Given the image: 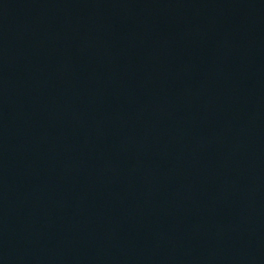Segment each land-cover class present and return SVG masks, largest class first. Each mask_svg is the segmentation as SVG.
Segmentation results:
<instances>
[{"label":"water","instance_id":"obj_1","mask_svg":"<svg viewBox=\"0 0 264 264\" xmlns=\"http://www.w3.org/2000/svg\"><path fill=\"white\" fill-rule=\"evenodd\" d=\"M0 264H264V0H0Z\"/></svg>","mask_w":264,"mask_h":264}]
</instances>
